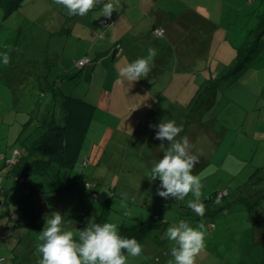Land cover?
I'll list each match as a JSON object with an SVG mask.
<instances>
[{
	"label": "rangeland",
	"instance_id": "rangeland-1",
	"mask_svg": "<svg viewBox=\"0 0 264 264\" xmlns=\"http://www.w3.org/2000/svg\"><path fill=\"white\" fill-rule=\"evenodd\" d=\"M115 1L105 0L103 3L111 2L115 6ZM194 1L196 0L163 2H171V12H176L177 5L180 4L186 7L195 4L200 6L202 1L211 5L209 0ZM222 1L216 17L217 27L213 32L212 44L206 50L210 54L209 60H199L198 66H204L205 63L223 68L231 65L238 48H235L234 42L240 37L241 30L245 32L248 29L247 36L251 25H254L252 18L264 0ZM93 10L83 17L72 18L68 16L67 9L56 5L53 0H22L20 8L8 17L0 9V54L7 52L10 56L8 65L3 64L0 58V164L2 160L10 161L15 157L19 148L16 141L32 109L40 104L38 107L41 116L45 104L50 102L49 91L40 90L37 87L38 81H57L65 93H70L74 84H80L76 90L78 95L86 90L94 92L92 86L96 87L98 82L112 79L109 67L113 64V49L115 46L119 47V41L127 27L122 21L131 24L130 21L133 20L134 24L137 23V33L150 32L151 24L147 20L134 17L129 21H119L117 9L110 18L102 16V9L98 6ZM96 19L99 20L95 22ZM106 19L107 24L100 25ZM60 25L65 29L70 27L71 31L66 37L63 34L65 31L59 29ZM107 32L110 33L109 37ZM69 35L70 39L67 38ZM102 44L109 53L107 59L95 61L93 66L80 71L77 63L83 59L82 50L90 46L91 49L94 48L92 53L95 54ZM49 64L42 78V68ZM65 71L79 74L72 81L62 82ZM87 71L93 72L95 77L89 76L85 80L83 77ZM244 72L252 80L257 76L262 80L259 83H248V80L241 77ZM221 73L220 71L218 79L222 76ZM219 83L217 98H211L210 107L203 109L202 121L205 128L195 131L193 138L191 131L195 123L189 121L187 126L184 122L181 123L186 133L180 137L189 138L193 153L200 158L193 174L201 178L202 197L219 189L237 188L247 181L254 168L264 165V109L260 110V104L257 105L259 99H264V34L262 49L251 60L250 67ZM243 85H247L246 91L241 88H244ZM106 97L104 90L101 98ZM190 100L191 98H178L184 107ZM155 109L142 120L137 132L133 128L138 120L133 117L123 120L115 135L105 131L106 126L96 122L95 118L68 182L60 181L50 186L43 177L32 175L25 185L12 177L2 178V185L7 189L8 196L4 198L0 193V264H39L42 257L36 252V248L41 243L38 237L46 223L45 217L52 212H60L64 217L62 230L73 231L74 235H78V231L87 227L104 202L110 206L106 222L117 223L119 228L133 220L146 221L154 212L163 218V228L152 230L141 244L143 251L144 248L151 247L153 258L149 260L142 252L139 257L129 256L128 264H144L147 261V264H169L173 259L171 248L175 245L164 234L169 226L181 220L193 227L201 222L205 228L209 223L215 226L212 230L206 229V246L197 257L196 264H218L222 259L235 264H261L264 261L263 243H257L254 238L246 204L236 199L231 208L221 214L194 218L186 214L178 215L176 212L180 203L188 206V200L193 199L191 195L179 201L171 198L165 200L157 194L161 182L158 178L155 181L148 178L151 168L163 158L168 142L164 141L161 146L162 141L157 140L154 145L151 139L155 127L150 125H158L165 120L158 119L155 115L159 106ZM190 112L188 110L187 114ZM173 115L172 113L170 116ZM105 122H110L113 130L116 128L114 118ZM175 122L179 126L180 120ZM91 142L96 144L93 151L95 160L91 159L82 175V156ZM10 164H14V161ZM94 186L98 188L97 193L92 191ZM123 194H127L128 198L124 199ZM3 201L5 202L1 204ZM14 219L25 225L16 228L20 233L14 235L19 243L13 236L9 238L12 233L6 228ZM28 251L33 254L29 252L23 260L21 255Z\"/></svg>",
	"mask_w": 264,
	"mask_h": 264
},
{
	"label": "crops",
	"instance_id": "crops-1",
	"mask_svg": "<svg viewBox=\"0 0 264 264\" xmlns=\"http://www.w3.org/2000/svg\"><path fill=\"white\" fill-rule=\"evenodd\" d=\"M104 1L105 0H103V2ZM163 1L164 0H116L115 7L117 9V13L119 12V21H129L134 17L147 20L151 24L149 25L151 26L150 32L145 31L143 33H137V31H135V26L137 23L134 24L133 20L130 21L131 24H127L125 21H122V23L127 25V27L124 35L121 38V41H119V47H116L117 55L111 56L113 64L109 67V70L112 72V74H109V76L111 75L112 79H106L104 81L98 82V86H92L93 90H95L94 92L86 90L84 92L82 91L80 95H78V91H76L78 90L80 84H74L75 87L72 86V90H69L70 93H65L59 86V83L55 81L51 84L53 86L46 88V90L49 91V104L52 102L54 90L57 92L60 91L63 95L82 99L95 107L93 120L96 118L95 121L97 120L96 122L99 121L101 125H105V131H109L113 135H115L118 128L120 129L123 120L129 119L130 117L138 120L135 124V128H133L134 132H137L141 128L140 123L142 120L146 119L154 110H156V106H159L160 108L159 111L155 113L158 119H165V122L172 119L174 120L176 118L180 119L183 112L186 113L185 111H188L190 102L185 105L186 107H184L178 101V98H191V100L192 98H199L198 96L202 93L203 87L207 83L218 79L220 76V71L222 72L221 74L224 75L223 70L226 68V66L223 68L220 65H216L214 67L213 64L208 65V63H205L204 66H198L197 64L199 60H204L205 58L209 60L210 54H208L206 50L208 46L212 44L213 32L217 27L216 17L218 16L219 7L223 1L209 0L211 5L204 4V2L200 1V6L195 4L190 6L191 8L188 7V4L187 7L183 4H180L177 5L178 10L176 12L170 11V8L172 7L171 2ZM184 3L186 4V2ZM97 6L100 7V10L102 9V4ZM210 7H215V9ZM71 17L76 18V16ZM98 20L96 19L95 22ZM153 28L164 29L165 33L161 37L153 36L151 32ZM64 31L65 32L63 34H66V37L70 33L71 29L68 27V29L66 28ZM247 31L248 29H246L245 32L241 30V33L239 34L240 37L234 42V45H236L235 48H239L245 42L247 39ZM107 33L109 37L110 33ZM67 38L70 39L71 35H69ZM251 40L252 39L249 41ZM153 45H155V47H153ZM101 46V49L96 51L95 54L92 53L94 48L91 49L90 46H88L85 48V50H82L83 56L81 58L87 57L90 60L96 59L97 61H102L105 58L107 59L109 53L107 49H104V44ZM150 47L156 49L158 54L155 57L154 66L152 67V70L147 78H142L138 81L129 83L119 76V69L122 66L133 62L137 58L146 57L147 50ZM49 66L50 64L48 66L45 65V67L42 68V78H44L45 72ZM248 67H250V65ZM65 72L66 73H64L61 78L62 82L72 81L68 80L67 78L68 75H72L74 73H69L67 71ZM247 75L248 74L244 72L241 77L245 78V81L248 80V83L249 81H251V83L252 81L259 83L262 80L260 76H257L256 79L252 80L250 79V76ZM89 76L92 78L95 77L93 72L89 73V71H87L83 78L86 80ZM243 86L244 88H241L246 91L247 85ZM104 90L107 93V97L103 99L101 98V94ZM217 96L218 91L216 93H209L207 98H217ZM171 98L176 99L172 100ZM49 104H45L44 111L47 110ZM122 104H125V106H122ZM258 104H260V110H263L264 99H259L257 105ZM117 105H119V108ZM192 111H197V108L193 109ZM172 113L174 115L170 116ZM109 118H114L116 120V128L114 130L110 122H105ZM179 126H181V123ZM184 130L185 128L183 127V131ZM182 132L179 134L180 136L184 134ZM155 135L156 128L152 130L151 134V139L154 142V145L158 142V139H155ZM191 136L194 138L195 134ZM85 142L82 149L84 148ZM95 147L96 144L91 142L88 150L82 156V175L85 174L86 168L89 166L91 159H94L93 151ZM3 194H6L7 198L8 192H6V189H3ZM16 224V220L14 219L13 223H8L6 228L12 233L9 238L11 239L13 236L14 240H18L17 242L19 243V239H17L14 234L18 235L20 232L17 229L20 226L25 225L21 222V225ZM11 227H13V229ZM207 228L208 227H206V229ZM214 228L215 226L213 229ZM144 249L146 251H143L144 254L148 256L149 260H151L153 258L151 255V247ZM29 252L33 254L31 251H28L21 255L23 260L27 257ZM147 262L144 264H147ZM218 264L235 263L231 261L225 262L222 259L218 262Z\"/></svg>",
	"mask_w": 264,
	"mask_h": 264
},
{
	"label": "trees",
	"instance_id": "trees-1",
	"mask_svg": "<svg viewBox=\"0 0 264 264\" xmlns=\"http://www.w3.org/2000/svg\"><path fill=\"white\" fill-rule=\"evenodd\" d=\"M21 1L0 0V9L8 17L20 8ZM104 21L107 22V20ZM253 22L254 25L250 28L247 39L242 46L237 48L236 57L233 63L225 68L224 75L207 83L203 87L202 93L199 94V98H192L188 110L190 112L192 109L197 108V111H191L189 114L185 111L186 113L183 112L180 119H175V121L177 119L180 120V123L185 122L186 126L189 125V121L195 123L191 135H194L195 131L205 128L202 121L203 109H208L210 107L209 103H211L210 98H207L208 94L218 91L220 81L235 77L245 71L251 60L261 51L262 36L264 34V1L261 8L255 13ZM61 27L62 25L59 27L60 31H64L65 28ZM156 29L153 28L151 31L153 36H155L154 31ZM164 33L165 30L163 29ZM250 39L252 40L249 41ZM116 50L115 46L113 56L117 55ZM83 59H88L89 63L87 66H93L95 61H97L96 59L90 60L87 57ZM78 68L81 70L85 67ZM77 77L78 73H74L68 75L67 79L74 80ZM51 84L47 79H43V81L37 82V87L40 90H44L53 86ZM94 113L95 107L88 102L63 95L60 91L57 92L55 90L51 104L41 116H39L38 106L36 105L32 112L29 113V118L22 126L16 141L19 148L14 158V164H9L6 160H2L0 164V193L3 195V189H5L2 185V178L4 177H12V179L19 182V179L27 181L28 177L39 175L46 179L50 186L56 185L60 181L68 182L71 170L79 160ZM182 133L185 134L186 130ZM92 191L97 193L98 188L94 186ZM6 192H8L7 189ZM222 193L224 194L222 195ZM217 198L220 200L219 204L215 202ZM236 199L247 205L246 210L250 213L254 238L257 243L262 242V247L264 248V165L254 168L247 181L237 188L219 189L206 197H202L201 200L206 206L205 216L214 217L225 210H229ZM109 210V204L107 202L102 203L91 220L100 224L105 223ZM177 214H186L194 216V218L195 216L199 217L188 206L181 203L177 209ZM162 219L159 213L154 212L150 219L146 221L133 220L130 224H123L119 228L120 235L125 238H135L142 244L148 233L152 230L163 228ZM16 223V225H21L20 221H16ZM207 227L212 230L214 225L209 223ZM261 264H264V261Z\"/></svg>",
	"mask_w": 264,
	"mask_h": 264
},
{
	"label": "clouds",
	"instance_id": "clouds-1",
	"mask_svg": "<svg viewBox=\"0 0 264 264\" xmlns=\"http://www.w3.org/2000/svg\"><path fill=\"white\" fill-rule=\"evenodd\" d=\"M56 5L67 9L70 16H85L97 5L102 4V16L110 18L116 7L113 3H103V0H53ZM163 34V29H156ZM157 50L149 48L147 56L137 58L119 69V76L131 83L147 78L155 63ZM5 65L10 63L7 52L0 54ZM155 127V139L167 141L168 146L160 159L150 170L149 180L157 178L161 182L157 194L167 199L188 200V207L198 216L205 215L206 206L202 202L203 184L193 170L200 162L198 154H194L193 145L187 136L180 137L183 131L174 120L160 122ZM179 137V138H178ZM127 199V194H123ZM220 203L219 198L215 201ZM127 214V213H126ZM63 216L60 212H52L45 217L46 223L39 234L36 252L42 257L39 264H128V257H139L143 252L142 245L135 238H125L120 235L119 226L114 222H88L78 235L73 231L62 230ZM169 241L174 242L171 248L172 260L169 264H196L197 257L205 249L206 228L204 223L192 227L183 220L169 226L164 234ZM162 237V238H164Z\"/></svg>",
	"mask_w": 264,
	"mask_h": 264
},
{
	"label": "built area",
	"instance_id": "built-area-1",
	"mask_svg": "<svg viewBox=\"0 0 264 264\" xmlns=\"http://www.w3.org/2000/svg\"><path fill=\"white\" fill-rule=\"evenodd\" d=\"M105 23H106L105 21H101V22H100L101 25H104ZM154 34H155L156 37H161V36H163V34L161 35L160 33H157L156 31H154ZM88 63H89L88 59H82L81 61H79V62L77 63V66L80 67V68H82V67H86V66L88 65ZM16 155H17V153L15 154V157H16ZM15 157H14V158H15ZM14 158L11 159L10 161H7V162H8L9 164H10V163H13ZM19 182H20V183H23V184H25V185L27 184V181L22 180V179H19ZM26 193H28V191H26Z\"/></svg>",
	"mask_w": 264,
	"mask_h": 264
},
{
	"label": "water",
	"instance_id": "water-1",
	"mask_svg": "<svg viewBox=\"0 0 264 264\" xmlns=\"http://www.w3.org/2000/svg\"><path fill=\"white\" fill-rule=\"evenodd\" d=\"M2 196H3L4 198H6V194H3Z\"/></svg>",
	"mask_w": 264,
	"mask_h": 264
}]
</instances>
